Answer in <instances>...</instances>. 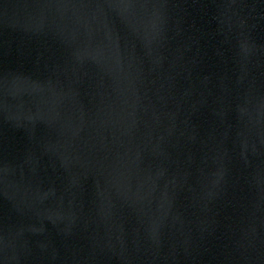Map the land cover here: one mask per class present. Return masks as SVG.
<instances>
[{"label":"water","instance_id":"obj_1","mask_svg":"<svg viewBox=\"0 0 264 264\" xmlns=\"http://www.w3.org/2000/svg\"><path fill=\"white\" fill-rule=\"evenodd\" d=\"M0 264H264V0H0Z\"/></svg>","mask_w":264,"mask_h":264}]
</instances>
